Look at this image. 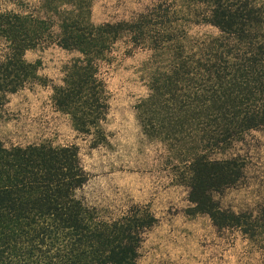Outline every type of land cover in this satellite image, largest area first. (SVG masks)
<instances>
[{
  "label": "trees",
  "instance_id": "obj_1",
  "mask_svg": "<svg viewBox=\"0 0 264 264\" xmlns=\"http://www.w3.org/2000/svg\"><path fill=\"white\" fill-rule=\"evenodd\" d=\"M176 1L155 0L131 19L101 24L91 22L89 0L0 10V119L12 94L43 81L26 51L56 44L77 56L51 85L52 105L97 147L106 141L102 122L109 110L101 63L118 41L146 48L148 94L136 105L139 123L171 149L186 139L197 142L201 153L182 172L194 211L219 229L238 227L252 238L264 231V204L236 212L215 199L244 179L246 160L210 152L264 127V3L187 0L185 21L194 17L219 32L190 37ZM167 122L175 127L167 130ZM88 178L76 145L0 142V264H136L155 216L138 204L117 215L88 206L78 195Z\"/></svg>",
  "mask_w": 264,
  "mask_h": 264
},
{
  "label": "rangeland",
  "instance_id": "obj_2",
  "mask_svg": "<svg viewBox=\"0 0 264 264\" xmlns=\"http://www.w3.org/2000/svg\"><path fill=\"white\" fill-rule=\"evenodd\" d=\"M89 1L91 22L101 24L131 19L155 0ZM38 4L39 0H0V10L23 12ZM173 6L190 37L219 34L213 26L195 23L194 17L185 21L187 0ZM76 56L52 43L26 51L28 62H38L43 81L9 97L0 119V142L76 145L89 175L78 192L85 204L107 215H117L132 204L146 206L156 222L144 235L136 264H264V231L250 238L238 227L219 229L207 214L194 211L182 172L201 153L197 142L186 139L171 149L139 123L136 105L148 94L151 51L118 41L108 61L101 63L109 110L102 122L106 141L97 147L91 146L90 137L77 133L70 117L51 102V85L60 83L63 66ZM166 125L167 130L175 127ZM210 154L211 158L240 154L246 160L244 179L215 193L219 205L236 212L259 210L264 204V127L247 132L231 148Z\"/></svg>",
  "mask_w": 264,
  "mask_h": 264
}]
</instances>
